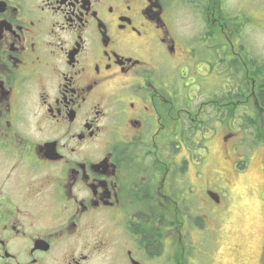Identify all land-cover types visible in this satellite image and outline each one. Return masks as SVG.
<instances>
[{
	"label": "flooded vegetation",
	"instance_id": "obj_1",
	"mask_svg": "<svg viewBox=\"0 0 264 264\" xmlns=\"http://www.w3.org/2000/svg\"><path fill=\"white\" fill-rule=\"evenodd\" d=\"M255 22L264 0H0V264H194L213 248L230 180L195 191L190 170L201 181L224 106V141L264 135Z\"/></svg>",
	"mask_w": 264,
	"mask_h": 264
},
{
	"label": "rangeland",
	"instance_id": "obj_2",
	"mask_svg": "<svg viewBox=\"0 0 264 264\" xmlns=\"http://www.w3.org/2000/svg\"><path fill=\"white\" fill-rule=\"evenodd\" d=\"M249 31L255 67L257 71L262 70L264 78V22H255ZM222 78L223 85L227 82L234 85L231 75L223 72ZM263 81H255V84L260 85ZM231 124L225 120L220 127L222 130L207 134L208 149L206 153L201 152L205 161L201 181L196 180L193 169L190 170V180L195 191L199 184L208 187L210 179L217 172L230 180L228 188H223L226 195V199L223 197V203L226 209L222 210L215 222V245L213 248L208 245L205 250L193 251L194 264H264V135L256 137L254 143L253 138L246 136L245 139L238 140L243 145L239 147L232 137H227L224 141V136L232 132ZM257 131L262 134L264 129L258 125ZM259 137L263 140L258 141ZM197 140L191 138L192 148L197 146L193 142ZM232 143L238 146L233 150V154L230 152ZM234 157L235 167L237 163L243 162L242 168H235L237 171L232 170ZM200 223L204 225L202 221Z\"/></svg>",
	"mask_w": 264,
	"mask_h": 264
},
{
	"label": "trees",
	"instance_id": "obj_3",
	"mask_svg": "<svg viewBox=\"0 0 264 264\" xmlns=\"http://www.w3.org/2000/svg\"><path fill=\"white\" fill-rule=\"evenodd\" d=\"M261 76L262 77V75H263V72H262V70L260 69L259 71H257L256 70V73H255V76ZM223 99H224V101L225 100H231V94H229V93H227L226 95H223ZM223 111H226V114H224V116H223V123L225 122V120H227V121H229V123L231 124V125H233V122L231 121V116H232V108L231 107H227V106H224L223 107ZM255 125H257V123H255ZM263 140V138H258V141H262ZM206 142H207V139H204V140H201V144L199 145V147L201 148V149H204V151L206 152L207 151V145H206ZM196 146V145H195ZM198 146V145H197ZM242 164L243 163H241V164H239L238 165V168H242Z\"/></svg>",
	"mask_w": 264,
	"mask_h": 264
},
{
	"label": "water",
	"instance_id": "obj_4",
	"mask_svg": "<svg viewBox=\"0 0 264 264\" xmlns=\"http://www.w3.org/2000/svg\"><path fill=\"white\" fill-rule=\"evenodd\" d=\"M217 201V200H216Z\"/></svg>",
	"mask_w": 264,
	"mask_h": 264
}]
</instances>
